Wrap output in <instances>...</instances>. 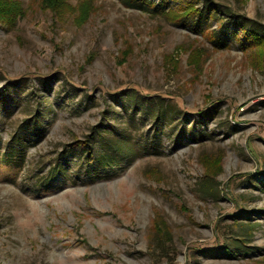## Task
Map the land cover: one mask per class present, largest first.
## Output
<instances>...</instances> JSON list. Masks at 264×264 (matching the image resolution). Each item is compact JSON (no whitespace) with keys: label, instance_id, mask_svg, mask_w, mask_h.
<instances>
[{"label":"rangeland","instance_id":"374dc122","mask_svg":"<svg viewBox=\"0 0 264 264\" xmlns=\"http://www.w3.org/2000/svg\"><path fill=\"white\" fill-rule=\"evenodd\" d=\"M19 2L0 264H264V0Z\"/></svg>","mask_w":264,"mask_h":264},{"label":"trees","instance_id":"16d2710c","mask_svg":"<svg viewBox=\"0 0 264 264\" xmlns=\"http://www.w3.org/2000/svg\"><path fill=\"white\" fill-rule=\"evenodd\" d=\"M43 3L45 4L44 7L50 8V9H57L59 6L63 5L67 0H42ZM42 3V4H43ZM13 4V0L7 1V0H1L0 1V22L2 23H11L12 25H15L17 20L21 18L24 15V10L19 2V0L15 1L13 4V7L11 5ZM184 6V5H180ZM162 7L159 6L157 8V11H162ZM184 13L181 14L180 16H176L173 20H177L179 23L183 22L184 20H190L194 17V13H199L201 10L196 8L192 4H187L185 6V9H183ZM203 11L200 12L202 14ZM210 13V10L208 11ZM211 14V13H210ZM254 39H251V44L244 46L245 47H253V46H259L263 44L264 42L262 41L261 38L258 37L257 34H253ZM226 252L232 253L230 248L225 247Z\"/></svg>","mask_w":264,"mask_h":264}]
</instances>
